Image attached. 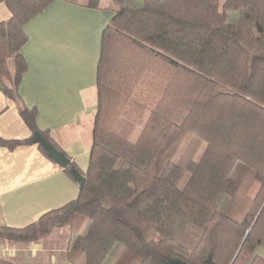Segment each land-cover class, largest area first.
Instances as JSON below:
<instances>
[{
	"label": "trees",
	"instance_id": "obj_1",
	"mask_svg": "<svg viewBox=\"0 0 264 264\" xmlns=\"http://www.w3.org/2000/svg\"><path fill=\"white\" fill-rule=\"evenodd\" d=\"M55 1L0 0L12 15L0 22V89L9 99L19 101L27 71L25 26ZM115 1L101 39L86 182L74 201L35 223L0 225V241L27 246L70 227V259L84 264H104L117 244L127 249L123 264H264V0ZM131 103L149 112L136 140L116 130ZM36 112L21 108L28 139L0 145L36 144L50 158L41 135L61 151ZM191 137L206 148L182 167L174 158ZM72 169L65 172L75 180Z\"/></svg>",
	"mask_w": 264,
	"mask_h": 264
},
{
	"label": "crops",
	"instance_id": "obj_2",
	"mask_svg": "<svg viewBox=\"0 0 264 264\" xmlns=\"http://www.w3.org/2000/svg\"><path fill=\"white\" fill-rule=\"evenodd\" d=\"M87 1L57 0L25 26L28 41L22 54L28 66L19 101L0 89V138L28 139L32 130L21 108L36 109L38 128L49 131L80 173L88 168L94 141L102 33L118 9L115 0H100L98 9L85 7ZM11 16L0 2V22ZM78 195V183L38 145H0L1 226L24 228ZM76 237L70 227L56 229L46 241L9 245L4 258L14 264H84L83 256L70 259Z\"/></svg>",
	"mask_w": 264,
	"mask_h": 264
},
{
	"label": "rangeland",
	"instance_id": "obj_3",
	"mask_svg": "<svg viewBox=\"0 0 264 264\" xmlns=\"http://www.w3.org/2000/svg\"><path fill=\"white\" fill-rule=\"evenodd\" d=\"M136 0H126V4L130 5L131 2L136 3ZM225 0H220L222 4ZM137 6H141V1L137 2ZM229 23H236L238 14L235 12L229 13ZM129 114L125 115L120 124L117 127V132L129 140H136L145 125L149 116V112L143 107L131 103ZM206 148V143L202 139L197 137H191L181 148H179L177 155L174 158V162L178 165L185 167L189 161H198ZM243 170V164L238 163L232 173V177L236 179ZM189 179V172H186L181 180L179 187L183 188ZM229 202L225 201L222 206L223 211H227ZM89 223V221H88ZM126 251L124 245L117 244L105 259L104 264H123V260L126 257ZM257 253L264 257V247H260Z\"/></svg>",
	"mask_w": 264,
	"mask_h": 264
},
{
	"label": "water",
	"instance_id": "obj_4",
	"mask_svg": "<svg viewBox=\"0 0 264 264\" xmlns=\"http://www.w3.org/2000/svg\"><path fill=\"white\" fill-rule=\"evenodd\" d=\"M37 141L42 145L43 149L47 153V155L62 169H67L71 166V160L69 157L63 152L59 151L54 145H52L49 141H47L43 136H37ZM71 173L78 183L79 186H82L86 182V178L77 170L72 169ZM169 264H185L178 260H171Z\"/></svg>",
	"mask_w": 264,
	"mask_h": 264
},
{
	"label": "built area",
	"instance_id": "obj_5",
	"mask_svg": "<svg viewBox=\"0 0 264 264\" xmlns=\"http://www.w3.org/2000/svg\"><path fill=\"white\" fill-rule=\"evenodd\" d=\"M1 225V224H0ZM9 247V243L0 241V260L4 258V251Z\"/></svg>",
	"mask_w": 264,
	"mask_h": 264
}]
</instances>
